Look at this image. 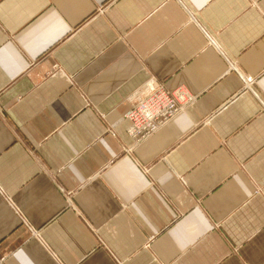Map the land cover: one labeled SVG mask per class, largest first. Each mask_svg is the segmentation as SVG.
<instances>
[{"label":"crops","instance_id":"0c3cea01","mask_svg":"<svg viewBox=\"0 0 264 264\" xmlns=\"http://www.w3.org/2000/svg\"><path fill=\"white\" fill-rule=\"evenodd\" d=\"M0 258L264 264V0H0Z\"/></svg>","mask_w":264,"mask_h":264},{"label":"built area","instance_id":"2783aa9c","mask_svg":"<svg viewBox=\"0 0 264 264\" xmlns=\"http://www.w3.org/2000/svg\"><path fill=\"white\" fill-rule=\"evenodd\" d=\"M183 100L182 94L151 86L149 94L125 113L129 121L127 133L135 140L144 138L177 112Z\"/></svg>","mask_w":264,"mask_h":264}]
</instances>
